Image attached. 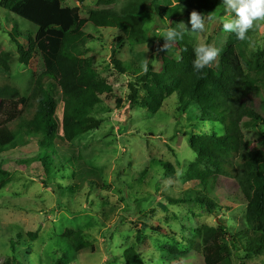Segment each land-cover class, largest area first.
<instances>
[{
  "label": "rangeland",
  "instance_id": "374dc122",
  "mask_svg": "<svg viewBox=\"0 0 264 264\" xmlns=\"http://www.w3.org/2000/svg\"><path fill=\"white\" fill-rule=\"evenodd\" d=\"M101 1H114L108 7L119 11L129 0H86L83 5L67 0L64 5L80 8L81 17L88 18V9ZM152 1L169 8L178 5L177 0ZM218 2L219 7L205 15L214 19L206 20L205 31L195 35L186 30L190 21L185 18L162 19L153 9L140 14L146 40L127 39L116 56L129 70L125 74L112 63L120 31L87 26L85 32L94 39L77 54L94 58L100 79L114 92L103 96L102 104L91 112L92 121L83 135L71 146L57 148V159H53L60 174L54 172L49 180L37 160L35 140L21 137L12 143L5 137L21 111V99L30 95L44 66L38 54L30 66L19 63L11 34L20 33L21 43L27 46L38 28L0 6V50L11 67L10 73L0 69V85L20 92L18 99H0V184L4 183L0 188V264H125L123 254L129 249L141 256L143 264H205L196 230L222 227L234 237L247 229V203L235 180L220 179L209 195L196 179V172L206 169L198 158L233 165L241 140L252 143L254 151H264V127H251L248 119L238 124L234 111L225 105L216 109L221 122H201L195 115L200 108L183 114L175 94L156 112L143 105L144 92H139L134 104L129 97L130 84L142 88L143 83L136 81L146 73L145 58L147 72H161L162 35L168 27L186 34L194 48L219 49L210 66L213 70L221 71L222 61L229 57L230 65L242 67L245 74H256L264 67V22L240 41L223 31L225 12L222 0ZM258 86L260 106L264 83ZM54 95L59 102L57 115L62 117L61 95L57 90ZM199 106L204 111L212 109L209 103ZM164 164L172 167L170 177ZM200 200H210L213 206ZM39 228V239L29 244L27 234ZM70 230L81 231L90 247L68 254L62 237ZM138 232L143 234L141 239ZM245 243L242 239L231 248L233 264H264V255L245 257L241 249Z\"/></svg>",
  "mask_w": 264,
  "mask_h": 264
},
{
  "label": "trees",
  "instance_id": "16d2710c",
  "mask_svg": "<svg viewBox=\"0 0 264 264\" xmlns=\"http://www.w3.org/2000/svg\"><path fill=\"white\" fill-rule=\"evenodd\" d=\"M78 1L83 5L86 0ZM177 1V6L169 8L152 0H129L119 11L108 7L114 1H101L95 9H88V18H82L80 8L64 5L67 0H0L1 7L38 28L35 37L28 39L27 46L21 43L20 33L14 31L11 34L18 50L19 63L30 66L34 55L38 54L43 61L44 71L37 76L30 95L21 99V111L5 137L12 143L21 137L28 142H37V160L44 169L46 180L54 172L60 174L54 160L57 159V148L69 147L83 135L92 121L91 112L102 104L103 96L109 97L114 92L110 84L100 79L94 58L77 54L81 47L94 39L85 32L87 26L120 31L121 35L112 49V63L125 74L129 70H125L124 64L116 56L127 39L146 40L140 14L153 9L162 19L172 21L185 18L190 21L193 11L206 15L219 7L218 0ZM164 51L159 57L162 61L160 73L146 72L139 77L136 82L143 83L142 88L130 84L132 104L138 101L139 92L142 91L146 95L143 105L156 112L168 96L175 94L183 114L200 108L195 115L201 122H221L216 109L225 105L234 111L238 124L248 119L249 126L264 127V101L260 106L257 101L261 93L258 83H264V67L256 74H245L242 67L230 65L229 57L222 61L221 71L207 67L199 73L194 72V47L184 33L182 39L172 43L167 50L164 48ZM0 69L11 72L1 50ZM56 90L63 103L62 117L57 115L59 102L54 95ZM4 98L18 99L20 92L9 85H0V99ZM204 103H209L212 109L204 111L199 106ZM239 146V155L233 165L207 156L198 158V163L206 169L198 170L196 179L209 195L220 179L231 177L247 203V229L241 235L231 237L222 227L203 226L196 230L202 241L205 264H233L231 248L242 243V239L246 241L241 249L247 259L264 255V151L252 150V143L244 140L240 141ZM164 169L167 177L173 175L171 165L164 164ZM3 186L4 183H1L0 188ZM199 202L213 206L210 200ZM40 232L41 228L28 233V243L36 242ZM142 237L143 234L138 232V239ZM62 240L68 254L90 247L81 231L70 230ZM123 258L125 264H143L141 256L133 249L127 250ZM13 259L16 263L17 259Z\"/></svg>",
  "mask_w": 264,
  "mask_h": 264
},
{
  "label": "clouds",
  "instance_id": "9594fccd",
  "mask_svg": "<svg viewBox=\"0 0 264 264\" xmlns=\"http://www.w3.org/2000/svg\"><path fill=\"white\" fill-rule=\"evenodd\" d=\"M225 15L221 18L222 28L225 33L234 34L240 41L248 39V33L259 23L264 22V0H222ZM214 19L193 11L190 15V30L184 23H179L192 34L205 31L206 20ZM162 37L166 41L164 48L183 38V33L176 28L168 27ZM194 72H201L210 67L219 55V49L210 45H199L194 48ZM148 59L145 58L144 72L149 69Z\"/></svg>",
  "mask_w": 264,
  "mask_h": 264
}]
</instances>
